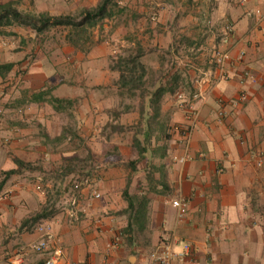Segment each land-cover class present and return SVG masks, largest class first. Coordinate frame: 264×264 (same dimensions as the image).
<instances>
[{"label":"crops","instance_id":"obj_1","mask_svg":"<svg viewBox=\"0 0 264 264\" xmlns=\"http://www.w3.org/2000/svg\"><path fill=\"white\" fill-rule=\"evenodd\" d=\"M99 1L0 4L58 15ZM118 5L120 13L103 19L85 43L48 46L43 32L26 26L0 36V65H10L0 68V264L44 263L31 247L41 221L52 223L59 264H147L162 240L173 243L172 264H264V167L249 154L264 148V20L255 14L264 0ZM214 46L229 51L226 79L210 63ZM134 52L155 85L166 87L156 108L146 102L153 92L118 83L113 54ZM244 68L253 80L242 86ZM210 71L216 80L205 99L194 100L192 115L177 93L192 99L196 78ZM241 88L248 99L232 112L229 102ZM221 106L228 112L219 121ZM192 120L185 145L173 126ZM134 123L153 135L132 171ZM16 159L31 167L7 174L18 169ZM178 197L187 201L182 217L171 203ZM42 211L49 214L34 222Z\"/></svg>","mask_w":264,"mask_h":264},{"label":"trees","instance_id":"obj_2","mask_svg":"<svg viewBox=\"0 0 264 264\" xmlns=\"http://www.w3.org/2000/svg\"><path fill=\"white\" fill-rule=\"evenodd\" d=\"M118 6V0H100L95 7L84 8L79 12V14L76 15H52L46 12L37 14L27 13L19 10L12 2L3 3L0 4V36L14 34V32L8 30L14 24L18 26L30 27L38 33L44 32L45 30L54 27H65L71 28V30L66 35V39L74 44L81 42L85 43L90 38V34L88 33L87 35V28L94 27L99 21L109 18L114 14L120 13L121 9H119ZM138 57V52L130 57H118L117 64L121 73L118 83L122 88H126L128 90H132V88H140L143 93L153 92L154 99H150L146 102L147 104H150V106L153 105V107L156 108L160 102L158 96L166 90V87L161 83L156 86L153 79L150 81V79L146 78V76L150 74L149 72H151V69L149 71V69H146L142 64L140 65L138 62ZM7 67H10V65H0V68ZM171 89L174 90L173 87ZM141 108V119H143L145 118V107L141 106ZM149 120L151 119H148V121ZM141 134L142 137L139 136ZM152 135L153 130L151 128L143 132L138 127V129L133 133V146L136 149L137 155L129 162V166L132 171L136 170L138 162L144 158V153L146 152L147 147L151 144ZM15 162L18 165V169L7 171V174L17 172L21 167H31L30 164L24 163L18 159H16ZM124 195L126 198H128L130 205H133V201H131L132 197L128 196L127 190L124 192ZM45 211L37 213L32 218L33 221L35 222L41 218L47 217L49 213H45Z\"/></svg>","mask_w":264,"mask_h":264},{"label":"built area","instance_id":"obj_3","mask_svg":"<svg viewBox=\"0 0 264 264\" xmlns=\"http://www.w3.org/2000/svg\"><path fill=\"white\" fill-rule=\"evenodd\" d=\"M255 14L258 16V18L261 20H264V11H262L260 8H257L255 10ZM230 28L227 27L225 31L223 32V35L221 36V41L223 43L228 41ZM245 56V51L241 50L239 51L236 60L238 62H243ZM230 59V54L228 50L219 48L218 46H214L213 54L211 56L210 63L214 65L216 71H218V75L222 77L223 79H226L229 77L227 71H226V63ZM213 72L210 71L209 73H203L199 75L196 78L197 88L196 92L193 94V98H187L185 97L184 93L182 91L177 93V99L180 102L181 106L188 111L191 112L193 115L196 111V109L193 106V102L195 99H205L207 96L208 90L212 89L213 83H214V75H212ZM217 75V76H218ZM239 83L244 86L247 82L252 81L253 77L249 69L244 68L243 71L239 75ZM216 80V79H215ZM248 99V94L245 89L241 88L239 91V96L235 99H232L230 104V110L233 112L235 109H237L242 103L246 102ZM4 112L3 106L0 104V117H2V114ZM227 110L221 106L220 109L217 112L219 121H222V119L227 114ZM173 129L179 133L183 143L187 145L189 138L194 130V122L193 120L185 123V124H175L173 126ZM249 154L251 157L255 160L256 165L258 167L263 168L264 167V148H252L249 150ZM186 158L181 157L179 159L180 162H183ZM38 189H40V185L36 186ZM75 188L79 187L78 183L74 184ZM94 197H100L99 193H95ZM171 203L173 206H175L178 209L179 217H182L185 215L187 210V201L183 198H173L171 200ZM35 229L40 233L39 239L34 242L31 247L32 249L38 253L43 255L44 257V263L43 264H59V262L63 258V250L59 246H52L51 240H52V223L51 221H41L38 224H36ZM172 241L170 240H162L160 245L155 249L153 252H151V258L152 262L147 264H172V258L174 256L173 252V245ZM185 248H188L187 245ZM105 264H112V263H105Z\"/></svg>","mask_w":264,"mask_h":264},{"label":"rangeland","instance_id":"obj_4","mask_svg":"<svg viewBox=\"0 0 264 264\" xmlns=\"http://www.w3.org/2000/svg\"><path fill=\"white\" fill-rule=\"evenodd\" d=\"M73 7L75 8L74 11H72ZM73 7L71 8V11H69L68 13H62V14H75L76 15V14H79V12L81 10H83V8L80 7V4L78 6L75 5ZM103 23H104V21L102 20V21H99L96 26L87 28V35H88V33L90 35H93L94 31H96ZM13 26H18V25H15L14 24ZM70 30H71V28H65V27H54V28H50V29L45 30L43 32V35H42V37H40V39L42 40V42H45L48 46H50V45H59V44L67 43V40H66V37L67 36L66 35H67V33ZM26 39H29V38H26ZM118 54L119 53L113 54L114 55V59H118V56H119ZM134 54H135V52H134ZM154 77L155 76L152 75V72L147 75V79H150V81H152V79H154ZM125 90H127V89L125 88ZM139 91H141L140 88H139ZM127 101L129 103H135L134 105H136V100H134V99H130V100L127 99ZM116 105H118V104H116ZM119 107H120V105H119ZM134 125H135V123H134ZM134 125H133V129H131L132 132L130 134H133L137 130V128H136L137 125H135V126Z\"/></svg>","mask_w":264,"mask_h":264}]
</instances>
